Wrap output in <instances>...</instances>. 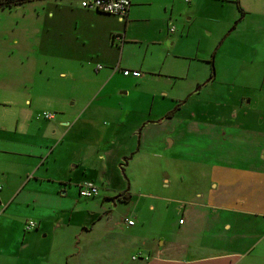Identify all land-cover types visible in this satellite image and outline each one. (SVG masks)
I'll use <instances>...</instances> for the list:
<instances>
[{"label": "crops", "instance_id": "0c3cea01", "mask_svg": "<svg viewBox=\"0 0 264 264\" xmlns=\"http://www.w3.org/2000/svg\"><path fill=\"white\" fill-rule=\"evenodd\" d=\"M192 1L194 9L201 7V0L189 3ZM211 1L207 3L211 8H215L216 1L219 7L224 2ZM231 1L237 2L232 19H240L224 37L222 43L227 41L226 47L221 53V48L213 53L212 46L201 55L196 53L202 60L211 58L212 64L207 61L210 68L187 82H175L161 73L168 61L166 67L174 72L173 78H183V64L177 59L185 57L172 53L182 39L172 36L176 30L169 31L171 24L166 18L151 33L150 40L125 42L127 24L131 27L138 20L132 0L125 20L115 17L123 32L116 30L109 15L84 10L79 0L77 6L68 4L64 7V38L78 33L76 38L81 45L73 39L68 44L65 39L64 51L54 50L47 35L38 49L39 70L23 72L24 76L0 70V264H70L71 260L72 264H82V256L90 252L93 255L96 250L97 255L112 256L116 264L113 249L99 247L101 241L105 240V244L117 238L115 227L99 231L100 235L85 236L77 251L64 248V227L70 224L77 204L87 200L82 206L87 222L81 231L94 229L103 220L101 202L115 197L111 195L113 186L120 184L121 189L127 181L125 190L132 188L121 160L152 159L158 164L165 149L174 142L168 139L169 146L164 144L168 135L174 133L166 132L165 125L170 130L179 126L183 110H188L190 125L206 128L204 132L210 138L237 139L244 147L241 158L250 153L248 158L254 159V165L250 171L238 165L229 174L240 173L239 178L220 179L218 184L212 182L210 189L196 192L192 201L181 205V214L171 222L169 234L142 239L138 250L149 257L139 255L138 260L141 264H218L237 258L240 263L254 252L244 264H264V0ZM205 31L212 37L210 29ZM216 34L214 38L223 36L219 31ZM127 47L141 51L140 56L136 63L121 67L116 51ZM81 48L86 54L80 55ZM24 55L22 65L30 63V56L26 52ZM94 57L100 61L93 71L99 73L98 64L107 70H99L103 74L98 75L88 99L78 101L72 97L68 103L63 93L54 95L50 90L37 88L42 82L36 86V74L43 72L45 66L57 63V68L63 69L65 63L84 64ZM119 69L137 70L141 75L124 76ZM47 76L42 78L47 80L52 75ZM71 76L68 70L56 74L60 79ZM215 88L222 90L221 95H237L232 100L222 99L221 103L212 101V97L206 104L188 102L189 96L201 94L202 90L213 94ZM213 106L220 110L214 116ZM50 111L57 116L44 120L41 113ZM198 111L203 113L198 116ZM84 182L99 188L95 197L79 196L78 186ZM213 208L222 210V214H216V226L217 237L227 239L225 244L206 246L205 238L200 237L198 246L192 245L194 226L199 223L193 212L198 210L203 215L201 220H206L205 211ZM181 219L183 223L179 224ZM110 220L111 217L107 219ZM27 221L35 222L36 228L25 231ZM200 223L205 225L207 221ZM55 224L61 228L59 233L54 230ZM119 225L121 245L136 246L140 240L136 223L127 225L124 220Z\"/></svg>", "mask_w": 264, "mask_h": 264}, {"label": "rangeland", "instance_id": "374dc122", "mask_svg": "<svg viewBox=\"0 0 264 264\" xmlns=\"http://www.w3.org/2000/svg\"><path fill=\"white\" fill-rule=\"evenodd\" d=\"M132 1L138 20L131 27H128L127 24L125 42L150 40L152 38L151 33L160 27L162 18H166L168 23L171 24L170 27L175 28L176 31L172 36H179L182 39L177 45V49L176 47L173 48L172 53H175V56L181 55V57H185L184 59H177L183 64V70L180 72L183 78H173L176 77L174 72L169 67H166L168 66V61L161 70L163 76L172 77L175 82H187L196 75L199 76L205 69L210 68L207 61L210 62L211 58L202 60L199 56L196 57L195 54L199 53L198 55H201L202 51L210 46L213 47V53L218 48H221L219 50V53H221L227 44V41L224 44L222 43L223 39H225L224 37L229 35V31L236 27L240 19H232L234 11H237V2L235 3V1L231 0H224L222 7H219L217 4L220 3L216 1L215 8L207 5V3L212 2L211 0H201V7L198 9L192 7L194 1L191 3H186L185 0ZM68 4L77 6L78 0H33L16 7H0V70L15 71L18 74L21 73L22 76H24L23 72L35 71V68L39 70L40 63H38V58L40 53L38 49L40 43L47 35H50L47 40L52 45H55L54 50L64 51L65 39H67L66 42L68 44H71L73 39L75 44L81 45L76 38L78 33H75L74 36L69 33L70 37L67 38L66 35L64 38V7L68 6ZM214 13H218V15ZM109 16V21L116 24V30L123 32L122 24L116 22L114 16ZM106 24L110 23L107 22ZM206 28L212 31V37L205 31ZM218 31L223 33V36L214 38L215 35H218L216 34ZM13 41H16V44ZM24 52L30 56V63L26 61V64L22 65L25 60ZM79 52L81 53L80 55L86 54L83 52V48ZM116 52L120 66L128 67L131 63L138 61L139 52L141 51L129 47L123 50L117 49ZM99 61L98 58L94 57L92 60L88 59V61H85L84 64L69 62L63 64V69L62 67L60 69L57 68V63H52V68L47 65L43 72H37L36 86L42 82V86H37L38 89L50 90L54 95L63 93L64 97H68V103L71 102L72 97H75L78 101L86 100L89 97L87 94L98 82V75L103 74L100 72L102 71L101 69L103 71L107 70V67L98 64L101 65L100 71L96 70L99 73L96 74L93 71L95 64ZM62 70L70 71L72 76L64 79L56 78V74ZM140 71L144 72L142 69ZM48 73L52 75L50 79L47 78L45 80L42 78L49 77L47 76ZM16 83L18 82L16 81ZM221 93L222 90L218 88L213 90V94H206L205 90H202L201 94L189 96L188 102L198 101L201 104H206L205 102H211L209 100L212 97V101L217 100L221 103L222 99L232 100V97L234 98L237 95V92L232 94L223 92V95ZM213 107L212 116L220 111L215 106ZM49 113L53 114L54 118L57 116L55 112L50 111ZM187 113L188 110L181 111L180 116L182 117L179 126L176 124L173 130L168 129V124L165 125L166 132L171 131L174 133L173 135H168L169 138L165 139L164 144L169 146V140L174 142L170 148L167 147L165 149L163 159L159 160L158 164L152 159L121 160V168L124 169L127 179H131L132 188L131 190H125L128 184L127 181L125 187L121 189L119 188L120 184L113 186L111 195L115 197L111 201L101 202L103 220L91 231H81V226L87 222L88 215L84 207H82L88 203L86 202L87 200L77 204L76 210L71 214L72 220L70 224L64 227V236L67 239L64 242V248H67V251H70V248L74 251L81 248L85 236L100 235V232L106 228L115 227L117 238L105 244H103L105 240L101 241L99 247L113 249V252L116 253V264H141V261L138 260L139 255L149 257L144 254L143 250H138L142 239L151 236L156 237L158 234H169L172 229L171 222L177 220L179 213L181 214V205L192 201L196 192H204L205 189H210V184L212 182L216 184L220 179L239 178L241 176L239 175L240 173L236 175L229 174L234 173L235 171L232 170H235L238 165L249 168L248 171L251 170L254 165L252 160L254 159L248 158L251 156L250 153H247L246 158H241L244 151L242 148L244 147L237 139L210 138L204 132L206 128L196 124L190 125ZM200 113L203 112L198 111V116ZM37 115L40 117L39 111ZM201 118L204 120L205 116ZM105 124H107V120H105ZM126 163H128V166L125 168ZM122 194L129 196L128 201L123 202L121 198H117V196ZM150 206L153 209H150ZM221 211L214 210V208L213 210H206V220H201L203 215L198 210L193 212L199 223L194 226L193 232L195 236L191 238L192 245L198 246L197 242H200V237L205 238L206 246L219 247L221 242L222 245L225 244L227 239L221 240L217 237L216 224L219 222V217L216 214H222ZM188 214L190 213L188 212ZM109 217H111V220L108 222L107 219ZM126 219L136 223L135 231L138 232L137 236L140 239L137 238L139 240L136 241L137 247L135 245L132 247L122 246L120 243L123 236H121V231H119V226H121L119 224ZM206 221L205 225L200 223H205ZM56 225L54 230L59 233L61 228H56ZM87 227L89 226L87 225ZM78 232L80 233L77 235ZM105 254H109V252ZM253 254L254 252L251 253L248 259L253 257ZM132 257L136 258L135 261L132 260ZM82 258V264H113L112 256L97 255V250L93 255L90 252L85 256L83 255ZM248 259L239 263L237 258H233L229 261H218V264H244ZM70 264H72V260Z\"/></svg>", "mask_w": 264, "mask_h": 264}, {"label": "built area", "instance_id": "2783aa9c", "mask_svg": "<svg viewBox=\"0 0 264 264\" xmlns=\"http://www.w3.org/2000/svg\"><path fill=\"white\" fill-rule=\"evenodd\" d=\"M3 1V0H0ZM79 5L82 9L93 11L101 14L111 15L121 22H123L126 18L128 13V9L130 7V0H79ZM191 0H185L186 3H189ZM169 31L172 33L174 32V28L171 26ZM118 42H121V38H117ZM101 65L96 66V70H100ZM114 69H117L114 68ZM120 70V69H119ZM121 73L124 76H131V77H139L140 73L137 70H127L121 69ZM41 117L44 120H53L54 116L48 112H42ZM78 193L81 198L89 199L93 198L98 194V189L89 182H84L78 186ZM127 225H133L132 220H125ZM183 220H179V224H182ZM36 223L33 221H27L24 225L25 231H31L36 228ZM132 259H136L133 257Z\"/></svg>", "mask_w": 264, "mask_h": 264}, {"label": "trees", "instance_id": "16d2710c", "mask_svg": "<svg viewBox=\"0 0 264 264\" xmlns=\"http://www.w3.org/2000/svg\"><path fill=\"white\" fill-rule=\"evenodd\" d=\"M29 1H33V0H3V1H0V7L17 6V5H21V4H23L25 2H29ZM210 64H212V63L210 62ZM117 198H121V201L126 202V201H128L129 196L126 194H122L120 196H117Z\"/></svg>", "mask_w": 264, "mask_h": 264}]
</instances>
